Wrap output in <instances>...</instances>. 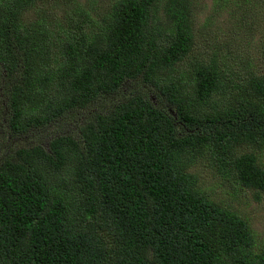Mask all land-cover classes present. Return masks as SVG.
Here are the masks:
<instances>
[{"label": "trees", "instance_id": "obj_1", "mask_svg": "<svg viewBox=\"0 0 264 264\" xmlns=\"http://www.w3.org/2000/svg\"><path fill=\"white\" fill-rule=\"evenodd\" d=\"M197 4L0 0L7 137L96 110L1 159L0 264H264L248 222L191 171L207 154L229 200L264 192V52L260 70L225 47L194 54ZM127 82L158 106L132 92L106 108Z\"/></svg>", "mask_w": 264, "mask_h": 264}, {"label": "rangeland", "instance_id": "obj_2", "mask_svg": "<svg viewBox=\"0 0 264 264\" xmlns=\"http://www.w3.org/2000/svg\"><path fill=\"white\" fill-rule=\"evenodd\" d=\"M84 7V2L94 1L95 11L104 9L109 0H77ZM197 6L194 14V48L193 53L199 54L205 58L210 53L211 49L224 47L229 51H233L250 58L251 64L258 63L255 67L261 69L260 57L264 52V5L258 3L250 6L242 7L233 0L226 3H219L217 0H197ZM263 13V15H261ZM241 14H244L243 16ZM93 17V15L91 14ZM241 16L243 19H241ZM252 26V28L250 27ZM247 69L240 73L246 72ZM149 88L137 82H127L121 89L120 93L111 97L106 102L105 107H111L115 103L122 101L132 92L147 93ZM148 97L154 106L157 101L154 92L150 91ZM5 98L0 88V104L3 105ZM96 110L76 111L66 113L61 119L54 124H50L39 130H31L23 136L11 139L7 137L5 116L0 119V161L9 154L15 146H28L35 143L46 147L47 141L51 137L57 135H75L78 127L86 120L93 116ZM241 151H246L244 147L239 148ZM252 149L248 147V151ZM256 156L259 155L257 151ZM205 154L191 168L198 178V184L210 189L214 192V199L221 204L229 206L238 215L244 218L250 228L253 230L256 243L264 244V192L257 194V199L253 197V191L244 190L238 198L229 200L227 192L230 189L228 182L219 179L215 175L214 167L211 165ZM261 160L264 162V151L261 152Z\"/></svg>", "mask_w": 264, "mask_h": 264}]
</instances>
